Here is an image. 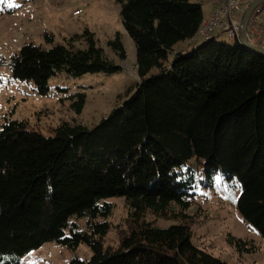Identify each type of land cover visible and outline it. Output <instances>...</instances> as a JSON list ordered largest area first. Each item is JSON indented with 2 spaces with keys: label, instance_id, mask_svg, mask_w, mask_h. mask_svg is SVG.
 I'll use <instances>...</instances> for the list:
<instances>
[{
  "label": "trees",
  "instance_id": "trees-1",
  "mask_svg": "<svg viewBox=\"0 0 264 264\" xmlns=\"http://www.w3.org/2000/svg\"><path fill=\"white\" fill-rule=\"evenodd\" d=\"M116 1L139 77L125 100L92 128L65 121L47 136L24 120L0 127V264H21L49 241L91 247V258L70 264H230L193 243L195 217L187 212L198 185L211 187L218 175L239 182L238 210L264 237V54L239 39L218 42L220 34L199 39L203 0ZM108 45L127 58L120 33ZM121 68L89 30L67 45H24L12 58L13 76L34 81L41 95L59 72ZM69 97L81 113L86 93ZM112 197H124L129 214L116 246L105 244ZM148 213L180 222L159 227Z\"/></svg>",
  "mask_w": 264,
  "mask_h": 264
},
{
  "label": "rangeland",
  "instance_id": "rangeland-1",
  "mask_svg": "<svg viewBox=\"0 0 264 264\" xmlns=\"http://www.w3.org/2000/svg\"><path fill=\"white\" fill-rule=\"evenodd\" d=\"M203 1L206 16L209 0ZM10 9L16 11L10 13ZM79 9L81 13L75 14ZM120 11L116 0H0V127L9 119L24 120L30 127L51 136L54 128L65 121L92 128L120 105L126 98V89L139 81L135 43L122 23ZM86 30L94 33L109 57L122 65L119 72L72 76L62 71L50 79V91L46 95L37 92L34 81L13 76L12 58L24 45L33 43L44 48L67 45L71 37ZM117 33L121 34L127 51L125 60L108 45ZM47 34L53 35V42ZM216 40L228 44L236 41L224 33L216 36ZM189 43L188 40L180 42L177 48ZM79 45L87 46L85 41ZM173 58L174 54H170L171 61ZM78 92L86 93L81 113L72 108L69 97ZM191 163L197 170V178L204 177L196 160ZM240 192L237 180L228 181L221 175L216 176L211 187L198 185L194 203L187 211L195 217L192 241L230 264H264V237L240 214L237 207ZM110 201L114 202L115 209L109 218L112 227L105 244L116 246L120 231L129 226V214L124 197H112ZM172 207L180 209L176 203ZM147 220L163 228L180 222L174 217H156L152 213H148ZM77 221L84 228L87 217ZM231 236L243 239L253 250H240L230 242ZM92 255L93 250L86 243L71 249L58 241H49L24 255L21 264H70L75 257L89 259Z\"/></svg>",
  "mask_w": 264,
  "mask_h": 264
},
{
  "label": "built area",
  "instance_id": "built-area-1",
  "mask_svg": "<svg viewBox=\"0 0 264 264\" xmlns=\"http://www.w3.org/2000/svg\"><path fill=\"white\" fill-rule=\"evenodd\" d=\"M255 0H217L210 15L205 18L200 27L198 37L207 40L217 34H226L230 38L239 39L242 36V20L247 8ZM81 10H76L75 14H80ZM264 7L258 5L250 18L248 25V40L254 46L264 48ZM242 42V41H241ZM246 46V45H245ZM253 50L252 46H246Z\"/></svg>",
  "mask_w": 264,
  "mask_h": 264
},
{
  "label": "water",
  "instance_id": "water-1",
  "mask_svg": "<svg viewBox=\"0 0 264 264\" xmlns=\"http://www.w3.org/2000/svg\"><path fill=\"white\" fill-rule=\"evenodd\" d=\"M261 4H264V0H255L246 10L245 14H244V17H243V20H242V25H243V28H242V36H241V41L244 45H250L253 47V50H255L256 52H259L261 54H264V48L263 47H259V46H254L252 45L249 40H248V36H247V33H248V25H249V21H250V18H251V15L254 11V9L258 6V5H261Z\"/></svg>",
  "mask_w": 264,
  "mask_h": 264
},
{
  "label": "crops",
  "instance_id": "crops-1",
  "mask_svg": "<svg viewBox=\"0 0 264 264\" xmlns=\"http://www.w3.org/2000/svg\"><path fill=\"white\" fill-rule=\"evenodd\" d=\"M217 0H209L208 1V10H207V15L205 16V18H207L210 13L212 12V10L214 9V6L216 5Z\"/></svg>",
  "mask_w": 264,
  "mask_h": 264
}]
</instances>
